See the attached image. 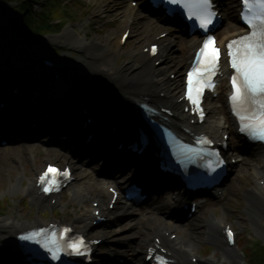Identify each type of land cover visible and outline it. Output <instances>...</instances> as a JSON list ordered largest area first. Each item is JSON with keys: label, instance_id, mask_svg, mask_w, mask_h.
I'll list each match as a JSON object with an SVG mask.
<instances>
[{"label": "bare ground", "instance_id": "bare-ground-1", "mask_svg": "<svg viewBox=\"0 0 264 264\" xmlns=\"http://www.w3.org/2000/svg\"><path fill=\"white\" fill-rule=\"evenodd\" d=\"M112 1L117 3V8L119 9L120 13L123 15V17H126V19H129L130 22V29L136 28V26L143 23L142 26H146L150 29V31H156L157 28H159V25L161 24V18H158V16H155L153 14H149L148 12H143L145 14L143 17L140 15L141 12L135 7L131 6L132 0H108L109 3ZM227 19H231V13L230 8L226 10ZM132 20V21H131ZM132 22H135L136 24H133ZM146 27V28H147ZM169 29H175V26L169 25ZM237 31L234 24L229 23L228 26L221 32L224 37H228L229 35L234 34ZM67 35L59 36L54 38V41L57 43L67 44L68 46L72 48H78L79 50H82L83 53L86 56H89V60L85 62L84 57L80 56L78 60H71L67 59L65 64L61 65L62 69H71L76 70L77 72H82L84 76L77 77L76 82L70 83L71 89L73 91V100L76 103V105L81 106V104L84 101H89L91 103H94L95 107V116L102 120L101 124L103 122L108 121V118L110 116L116 115L120 118H128V120L121 119L118 123L113 124L114 131L110 132V135L108 138H112L115 135H121L122 133L119 132V127L121 125H117L121 123L122 121H131L132 124H134L137 119L136 111L133 110L131 103H138L141 99L142 95H148L150 101L153 104L162 102L160 98H156L154 96L155 91L163 87L167 90V92L170 94V100L168 99L166 102L171 104L175 108L176 116L169 118V121H172V124L174 122H183L185 119V113L183 114L180 111L179 104L175 101V98L178 97V94L181 92L182 87V81L184 79V73L185 69L189 65V62H191V59L194 54L195 48L199 44V39L196 35L188 36L185 39H179L178 43L176 42L175 36L168 39V41L163 42V48L164 53L170 54L175 50L176 44L179 45L184 53H187V56H181L177 55V59L175 62H172L171 65L163 64L161 66H157L156 61L157 59H154V61H149L150 56L146 53L143 49H137L133 54L136 56V58L132 61H130V64L128 63L125 66H119V57L125 52V46L123 43L121 44V47L115 48L111 47L109 44L102 40L98 39H89L87 37H83L82 34L75 35L74 30H70L66 32ZM145 41H147V44L149 46L154 45H160L161 41L159 37L155 35H149L145 38ZM12 48V46H11ZM143 58V63L138 61V58ZM170 58V55H168ZM172 61V60H170ZM16 62V58H14V52L11 54L10 63ZM172 68H174L175 72L180 71L181 78L174 79L171 78V73L174 71H169ZM13 75L16 77L22 76V74L26 71H22V65L18 67V69H14ZM177 73V72H176ZM19 74V75H18ZM12 77L10 78H13ZM97 75H101L105 78H107L110 81L111 86H113L115 89L113 91L114 95L109 94L108 96H104L99 92V89L91 82V78ZM2 82V81H0ZM115 96V97H114ZM123 99L124 101L120 100ZM166 100V99H165ZM163 100V101H165ZM128 102V103H127ZM119 104H123L126 110H128V115H124L120 113L122 111L120 109ZM181 105V104H180ZM134 107V106H133ZM182 107V105H181ZM214 112H219L217 118H215L214 123L208 122L205 127L211 128L212 132L215 135L220 134V130L222 128L227 127L229 131H234L235 129L232 126L231 118L227 115L226 112H224L223 108H219L218 111L215 109ZM130 115V116H129ZM226 115V116H225ZM178 116V117H177ZM51 129H53L55 132H62L69 129L70 124L69 123H61V117L58 120H52L48 122ZM57 126H56V125ZM0 126L3 129V126L0 123ZM22 127H26L22 123ZM106 126L101 125V129ZM130 126L128 125V129ZM26 131V128L24 129ZM67 137H70L69 135ZM80 133L74 137H72L71 142H75L79 140ZM109 142V139L107 142L100 144L99 142L95 143V147L97 146H103L104 149L106 148L105 145ZM89 143V142H88ZM87 143V144H88ZM86 144V145H87ZM17 147V146H16ZM8 148V147H7ZM18 151L25 152L33 150L32 148L28 146H20L17 147ZM31 149V150H30ZM230 151L235 154V156H238L239 158H242L241 163H246L247 167L244 168V174H249V177H253L254 179V186L251 191L244 192V198L246 202L245 212L249 215L250 219L252 220V224L255 226V231L259 232L261 230V224L259 223L260 216L264 213V190L259 185V179L264 177V166H260L258 162L264 163V148L259 146L257 148L249 149L246 146H244L242 143L234 142L230 146ZM244 159V160H243ZM119 161H112V163H115L116 166H119L117 169V173H112V175H109L110 180H112V183L116 185L122 184V181L118 175L128 176V167L131 165L128 162H121ZM240 163V164H241ZM242 163V164H243ZM29 164V163H27ZM47 164V163H46ZM240 164L238 166H240ZM241 164V165H242ZM16 164L10 161L7 165H5L12 177L11 184L12 189L14 191L19 192H25L29 194L36 195L42 202L46 203L45 200H42V198L39 196L38 193L33 188H28L24 185V175L25 170H27V166L25 165V170L22 169V166L19 167L15 166ZM233 168V167H232ZM235 168V166H234ZM24 170V171H23ZM39 173V172H38ZM109 173V172H108ZM90 173L86 175H80L79 179H83L86 176H88ZM251 175V176H250ZM243 178H246V177ZM125 177V178H126ZM86 179V178H85ZM89 179V177H88ZM87 179V180H88ZM91 179V178H90ZM23 180V181H22ZM100 183V182H99ZM99 183L93 181L91 179L90 184H84L79 181L74 186V191L76 192V197L78 200H84L86 193H88V190H93L95 186V190L97 193H99V197L107 200L109 197V191L107 190H101L97 188L96 184L99 185ZM20 184V185H18ZM18 185V186H17ZM12 191V190H11ZM173 194L175 195L176 201H179L183 198L182 192L180 189L173 188ZM92 194V193H91ZM169 195V194H168ZM39 201V200H38ZM154 201V200H153ZM180 202V201H179ZM181 203V202H180ZM154 210H142L139 208H134L133 211L131 209H122L120 212H126L129 214L130 212H140V214L143 213V219L147 221L148 225L152 229H157L158 226L161 225H168L172 224L171 228L177 227L175 224V221L173 218H178V210H175L169 214H172L173 218H165L164 216H159V212L162 210L161 205H158L157 202H154L152 205ZM152 208V207H151ZM129 212V213H128ZM227 212L224 210L223 216L217 217L214 216L212 219L207 220L209 222V225L207 227V230H210L211 233L207 232L208 238H210L212 241H215L216 243H221L223 240V236L220 233V230H218V227H221V224L226 222ZM175 218V219H176ZM10 219V220H9ZM8 220H2L0 221V264H23L25 263L24 260H21V254L17 247V240L16 235L19 231L26 229L28 227H31L35 225L33 224H26L21 220V216L15 215L12 218H9ZM40 220L38 219V222L36 224H39ZM90 226H87V228ZM86 228V229H87ZM140 234V233H139ZM142 236V234H141ZM147 239H145V242ZM175 248L184 249L185 247L187 249H192L191 246L194 245V240L192 238L186 237H179L177 240L174 241ZM184 247V248H183ZM226 249V255L225 258H231L235 259L238 254L236 250L234 249ZM140 248H135L134 254L135 257H139L140 255ZM176 251V250H175ZM174 251V252H175Z\"/></svg>", "mask_w": 264, "mask_h": 264}, {"label": "rangeland", "instance_id": "rangeland-1", "mask_svg": "<svg viewBox=\"0 0 264 264\" xmlns=\"http://www.w3.org/2000/svg\"><path fill=\"white\" fill-rule=\"evenodd\" d=\"M65 4L69 6L68 11L73 13L75 16L78 15L80 18L77 21L74 20H66V26L64 31L60 34L67 35L66 32L70 31L71 29L78 27L81 31H83V37H87L89 39H98L106 42L111 47L119 48L122 44L123 35L126 30L130 28L129 19L127 20L126 17H123L122 14L117 13V7L114 3L109 16L107 17L106 14H103L102 7L99 6V3L102 0H92L91 2H73L75 0H64ZM106 3V0H103ZM44 3V2H42ZM16 3H8L6 6L12 7ZM65 6V4L61 3ZM61 4L57 7H50V11H55L56 14H60L62 12ZM32 5L36 6L39 10L43 8L45 4H41L38 2H32ZM7 8V7H6ZM15 11V10H12ZM61 11V12H60ZM60 12V13H59ZM88 12V13H86ZM86 13V14H84ZM142 13V12H141ZM20 14V13H19ZM84 14V15H83ZM13 16V13H10ZM145 14L142 13L140 17L144 16ZM232 19H235V15L233 10L231 11ZM68 21V22H67ZM132 21V20H131ZM231 21V20H230ZM75 22L77 24H75ZM142 24L136 26L134 28L135 39L130 42L129 45L125 46V52L119 57V66H125L130 61L134 60L136 56L133 54L137 49H144L145 45H147V41L145 38L149 35H153L157 32H161V29L156 31H149V28L146 26H142ZM75 26V27H74ZM147 27V28H146ZM59 34V35H60ZM177 39L185 38V35L176 34ZM56 37L55 35H52ZM50 36V37H52ZM58 36V35H57ZM12 37V33L7 29V23L4 17L0 16V47L2 46L4 53H9L11 45L17 46L19 49V45L15 42L9 41ZM50 38L49 36H47ZM50 46L47 45H35V48L41 50L45 53H49V50L53 47L59 48L62 50L63 54L59 58L60 62H65L67 59H74L78 60L80 56L84 57V61L87 62L90 58L86 55H82L79 52L78 48L72 49V47L68 46L67 44L62 43H55L48 42ZM53 43V44H51ZM55 43V44H54ZM61 52V53H62ZM180 58L184 56V51L180 52ZM180 53H176L179 55ZM187 56V53L185 54ZM8 57V56H7ZM138 58V57H137ZM138 61L143 63V58H138ZM190 63V62H189ZM173 69V68H172ZM73 82H76V75L72 78ZM73 99L71 100V102ZM54 135L50 137H46L44 140L42 139L41 142H37L36 144L39 145L38 150L34 157H31V153L29 151H25L22 153V164L27 166V176L26 173L24 177H26L24 184L29 186L30 180L34 179L37 174V170L42 168L46 162L48 161H60L62 163L72 162L76 165V168L80 174H87L89 172L87 169H95V168H102V164L104 160H102V152H95L96 155H100L99 159L94 160V155H89L85 157V152L82 153L81 157L74 154L78 145H69L68 148L71 149L75 148V150H68L65 148H58L56 146L47 143L50 141ZM60 136H62L60 134ZM106 136V135H105ZM64 140V138H62ZM112 139H110L111 141ZM234 141L236 139L234 138ZM233 141V142H234ZM30 147V146H29ZM33 147V146H31ZM73 153H71V152ZM34 154V153H33ZM4 158L0 155V198L10 197L12 200L7 201L4 205L6 206L4 212L0 210V221L3 219H7L12 215H17L19 212L22 213L21 220L26 222V224H33L37 222V219L42 220L43 222H47L49 220H68L71 222H75L78 226L84 227V219L85 215L88 213L87 208L80 203L78 200L75 201V195L72 191H70L67 196L66 200L68 205L65 208H58L57 212H54L51 205L49 203L41 204L37 203L32 205L29 202L34 200L31 195L22 191V193L13 194L10 193L12 188L11 186V179L9 177V169L5 166ZM16 167L18 166L20 169V163L17 161H13ZM29 163V164H27ZM243 170L242 168H238ZM132 167H130L128 171V175ZM122 180H124V176H121ZM128 178V177H127ZM126 178V179H127ZM126 179L123 181L126 182ZM96 180V177L94 178ZM103 182V181H101ZM101 185V184H100ZM252 185L251 178H241L239 179V174L235 171L232 176L229 178V181H226L227 187V195H224L222 199H215L209 198L208 202L204 205L203 209L201 210L200 214L195 218V221L189 225L188 228L192 227L193 232L195 235L192 236L194 241L197 243V246L204 247L205 241L203 236V223L207 217L210 216V213H215V215L220 216L222 212V208L225 207L228 209L230 221H234L236 226L239 230V237L240 241H242V246L246 247V245L252 249L251 253H256L255 249L257 250L258 255H256L258 260H263L264 258V248L261 249V239L258 238L261 235L262 240L264 241V214L261 216L260 224L261 230L259 232L255 231V226L252 227L251 223L247 220L248 216L244 212L245 207V200L243 197V193L247 187ZM15 193V192H14ZM167 192H164L158 196H155V200L158 201L160 205L163 206L162 212L163 215L168 214L170 211L177 209V203L174 200L175 197L168 199ZM174 198V199H173ZM8 206V207H7ZM176 207V208H175ZM244 212V213H243ZM5 213V215H3ZM119 214H116V217ZM119 219V218H118ZM117 220V219H116ZM116 225H109L110 228L100 229L97 232L92 231L93 236H107L108 242L105 246H103L102 250L100 251V257L97 258L98 264H118V259L122 252L130 251L132 252L133 248L140 247L141 249L144 248V239H148L151 236V227L148 225L147 221L143 219L142 216L138 217L137 219L132 218L131 220H118ZM140 233V234H139ZM184 234V231L182 232ZM142 234V236H141ZM136 238V240L132 243H128L125 240H129L131 238ZM260 243V244H258ZM258 244V246H257ZM257 247V248H256ZM249 260V259H248ZM247 262L244 261V263ZM133 264H144L143 260L140 258H136ZM247 264V263H246Z\"/></svg>", "mask_w": 264, "mask_h": 264}, {"label": "snow or ice", "instance_id": "snow-or-ice-1", "mask_svg": "<svg viewBox=\"0 0 264 264\" xmlns=\"http://www.w3.org/2000/svg\"><path fill=\"white\" fill-rule=\"evenodd\" d=\"M170 5L182 7L190 19L195 18L200 28L208 30L215 18L212 0H165ZM243 18L251 31L229 43L231 50V67L235 69L232 76L233 92L231 100L236 115L241 122V131L249 136L264 140V0H241ZM215 37H208L199 50V59L191 73V91L189 99L194 104L202 103V94L206 88H215L212 77L215 75L219 62V49L214 47ZM203 114V109H200ZM211 143V141H200ZM195 152L196 149H189ZM52 173V183L46 190L51 191L56 183L59 170L49 168L42 178V182ZM68 229H65L67 233ZM229 237L232 233L229 231ZM22 240L35 241L50 253L53 260L60 259L62 251L69 254L81 255L85 247L83 239L62 245L52 233L51 238L41 229L20 237ZM70 250V251H69Z\"/></svg>", "mask_w": 264, "mask_h": 264}, {"label": "trees", "instance_id": "trees-1", "mask_svg": "<svg viewBox=\"0 0 264 264\" xmlns=\"http://www.w3.org/2000/svg\"><path fill=\"white\" fill-rule=\"evenodd\" d=\"M4 1L5 0H0L1 11L3 10L2 2ZM22 10L25 12L24 15H17L14 13L13 20L10 17L9 18L13 26L25 33L29 38H35L41 34L56 31L53 19L49 13L48 15H38L29 3H27ZM58 17H60V15H58Z\"/></svg>", "mask_w": 264, "mask_h": 264}]
</instances>
